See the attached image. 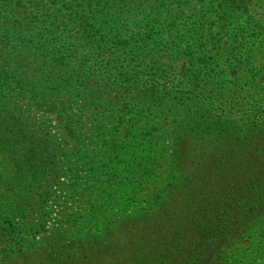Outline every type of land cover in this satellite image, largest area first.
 Segmentation results:
<instances>
[{"label":"trees","instance_id":"16d2710c","mask_svg":"<svg viewBox=\"0 0 264 264\" xmlns=\"http://www.w3.org/2000/svg\"><path fill=\"white\" fill-rule=\"evenodd\" d=\"M173 1L0 0L1 119L21 125L28 113L20 100L36 105L42 123L53 115L68 150L76 145V159L64 157L70 172L102 166L116 177L109 166L122 149L148 142L150 183L138 189L151 194L148 210L136 200L130 245L114 256L97 252L99 264H217L246 233L264 232V85L255 73L229 87L202 83L199 76L220 69L218 57L236 50L214 37L205 13L193 15L183 39L184 18L167 8ZM22 2H35L36 16ZM215 5L219 12L226 3ZM162 24V34L173 31L171 50L189 60L177 85L141 73L160 68L150 43ZM127 26L144 31L123 41ZM122 90L125 101L111 95ZM40 126L36 133L55 146L51 122Z\"/></svg>","mask_w":264,"mask_h":264},{"label":"rangeland","instance_id":"374dc122","mask_svg":"<svg viewBox=\"0 0 264 264\" xmlns=\"http://www.w3.org/2000/svg\"><path fill=\"white\" fill-rule=\"evenodd\" d=\"M223 1L226 5L219 12L216 0H174L167 8L184 18L183 39L189 40L187 30L194 26L193 15L205 13L214 37L223 46L236 50L218 57L220 69L199 76L202 83L210 82L215 88V84L219 86L223 82L220 86L229 87L232 82L243 84L255 73L263 86L264 0ZM22 5L36 16L35 2H22ZM238 7L243 11L232 14ZM106 18L110 24L109 12ZM60 20L70 22L65 18ZM164 28L162 24L152 29L158 34L150 43V47L157 44L154 54L160 68L141 73L150 78H155V72L169 76L177 85L184 73H190L189 60L171 50L173 31L164 35ZM141 30L127 26L118 33L123 41H135L138 37L129 33ZM125 94L122 90L111 95L125 101ZM17 105L28 113L20 119L21 125L11 117L4 120L0 117V264H99L102 260L95 256L97 252L111 248L112 256L121 253L131 243L128 224L136 219V200L139 209L148 210L146 202L151 194L143 196L147 192L142 191L138 195V189L150 183L149 166H144L145 160L150 159L148 142L137 150L122 149L116 159L118 166H109L113 171L107 170L116 177L105 175L102 166L97 171L92 166H76V170L71 166L70 172L64 166V157L75 160L76 145L68 150L53 115L47 114L42 123L37 119L40 113L36 112V105L24 100ZM47 122H51L49 132L54 136L55 146L49 143V138L36 133V125L41 124V129ZM130 162H134L132 166H128ZM160 168L166 170L167 166ZM82 175L88 177L80 178ZM223 252L224 258L217 259V264H264V232L257 229L246 233ZM66 254H70L69 260L62 263ZM105 261L111 263L113 259Z\"/></svg>","mask_w":264,"mask_h":264}]
</instances>
